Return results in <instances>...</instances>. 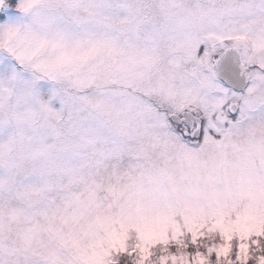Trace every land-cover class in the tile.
<instances>
[{
  "label": "snow or ice",
  "instance_id": "snow-or-ice-1",
  "mask_svg": "<svg viewBox=\"0 0 264 264\" xmlns=\"http://www.w3.org/2000/svg\"><path fill=\"white\" fill-rule=\"evenodd\" d=\"M0 264H264V0H0Z\"/></svg>",
  "mask_w": 264,
  "mask_h": 264
}]
</instances>
